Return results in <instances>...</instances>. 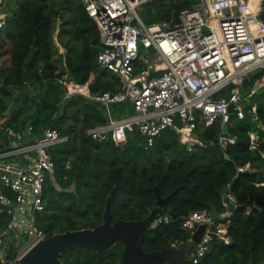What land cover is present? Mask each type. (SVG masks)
I'll list each match as a JSON object with an SVG mask.
<instances>
[{"label":"trees","instance_id":"1","mask_svg":"<svg viewBox=\"0 0 264 264\" xmlns=\"http://www.w3.org/2000/svg\"><path fill=\"white\" fill-rule=\"evenodd\" d=\"M196 1L148 0L142 5L140 16L146 23L171 19L176 22L181 11ZM69 2L75 4L74 8L59 30L61 38H67L62 39L68 47L65 69L54 57L55 10L51 0H18L15 8L8 7L11 14L0 29V57L6 52L10 56L8 65L0 67L3 126L23 132L32 125L33 133L27 134L23 142L34 141L41 135V128L47 126L67 136L49 149L55 163L54 180L48 176L44 184L47 205L37 215L38 226L48 236L95 228L103 223L109 201L112 222L142 220L158 207L160 194L169 200L160 206L157 216L168 215L169 220L150 226L142 246L146 252L163 250L172 247L174 240L188 239L190 233L182 224L192 210L222 211V192L231 182L238 198L228 224L231 241L226 243L215 237L198 264H264V130L258 129L261 141L255 149L250 148L248 134L249 129L257 127V120L251 114L243 118L232 115L230 129L237 140L227 150L229 157L218 143L220 119L199 132L206 144L194 148L183 145L171 127L155 136L151 145L137 132L124 144L93 139L87 132L89 128L107 123L110 116L120 118L134 107L130 100L107 106L83 94L115 92L121 82L115 73L99 68L98 53L103 48L100 31L82 0ZM262 73L263 70L251 73L244 81V89L250 90ZM75 88L83 93L67 97ZM253 100L264 125V87ZM79 120L81 127L77 131ZM7 145L8 135L0 127V150ZM246 163L252 165L251 169L238 171V166ZM254 202L263 209L255 207ZM9 221L10 214L0 213V232ZM21 244L22 241L11 239L8 259L18 255ZM190 245L194 250L195 245ZM125 249L123 241L102 252L78 245L63 252L61 260L63 264H143L127 263ZM170 264H192V260Z\"/></svg>","mask_w":264,"mask_h":264},{"label":"built area","instance_id":"2","mask_svg":"<svg viewBox=\"0 0 264 264\" xmlns=\"http://www.w3.org/2000/svg\"><path fill=\"white\" fill-rule=\"evenodd\" d=\"M146 1L82 0L100 31L103 48L98 53L99 68L118 75L121 83L115 92L86 94L75 88L67 97L83 93L107 106L130 100L134 107L120 118L110 116L107 123L89 128L88 134L95 140L124 144L137 132L151 145L155 136L171 127L183 145L194 148L206 144L199 132L220 119L218 143L229 157L227 150L237 140L230 129L232 115L243 118L251 114L257 127L248 131L250 148H258V129L264 130V125L258 119L253 96L264 87V0H197L181 11L178 21L163 23L143 21L140 9ZM4 5L5 0H0V29L7 18L2 14L9 13L2 10ZM1 66H5L2 61ZM259 70L263 73L250 90H245V79ZM70 85L76 87L74 82ZM230 104L235 105V112L229 111ZM224 124L229 125L228 132L223 130ZM0 127L9 138V145L0 150V213L10 214L8 227L0 232V258L1 264H17L31 246L48 237L38 226L37 215L47 205L46 179L50 176L54 180L55 163L49 149L67 136L47 126L34 141L23 142L33 133L32 125L20 132L3 126L0 117ZM251 167L246 163L238 166V171ZM221 203L224 209L219 213L207 209L189 212L182 226L190 236L171 243L175 248L193 243L192 264H198L215 237L231 241L228 224L238 203L231 182L222 192ZM168 220V215L156 216L150 226ZM201 224L207 226L196 243L193 235ZM12 238L22 244L18 255L8 259L7 244Z\"/></svg>","mask_w":264,"mask_h":264},{"label":"water","instance_id":"3","mask_svg":"<svg viewBox=\"0 0 264 264\" xmlns=\"http://www.w3.org/2000/svg\"><path fill=\"white\" fill-rule=\"evenodd\" d=\"M8 14H2V17H7ZM261 17L264 19V6L261 12ZM34 52L31 53L32 58ZM30 62L25 71V80L29 79ZM26 91L29 87L26 86ZM230 112H235V105L230 104ZM223 130L228 132L229 125L224 124ZM168 197H162L158 194V207L154 208L151 213L142 220H117L112 222L110 201L108 202L104 221L95 228H86L81 230H68L66 232L55 233L52 236L37 242L31 246L21 257L20 264H63L61 254L68 249L78 245H87L97 249L99 252L111 248L116 242L123 241L126 245L125 261L127 263L140 262L143 264H157L163 263L164 257H170L174 260L176 253L183 251L177 250L173 247L158 250L154 252H146L143 249L142 243L146 234V230L150 227L151 222L159 213L160 206L168 204ZM253 205L259 209L256 202ZM206 224H201L197 227L193 240L199 243L202 239L203 233L206 229ZM215 237V235L213 236ZM9 244H7V248Z\"/></svg>","mask_w":264,"mask_h":264},{"label":"rangeland","instance_id":"4","mask_svg":"<svg viewBox=\"0 0 264 264\" xmlns=\"http://www.w3.org/2000/svg\"><path fill=\"white\" fill-rule=\"evenodd\" d=\"M17 1L18 0H5V5L4 8H2V10H8V7L11 8H15L17 5ZM52 1V7L55 10V31H54V41H55V46H56V53L54 55L56 62L58 63V65L65 69V55L68 52V47L64 44V42L62 41V39L67 40V38L62 37L59 35V30H60V26L61 23L63 22V20L65 18H68V14L70 12L71 8H74L73 5H75L73 2H69V0H51ZM73 6V7H72ZM74 11V10H73ZM72 12V11H71ZM75 43H79L76 42ZM9 53L6 52L4 53L1 57H0V61H2L3 65H8L9 63ZM81 127V120L76 122V129L77 131L80 129ZM194 246V245H193ZM192 247V245L187 244V245H183L180 247H173L177 250L183 251L182 253H176L174 260L170 259V257H164V261L163 263H175V262H182L186 259L190 258V253L192 252V250L190 249ZM195 247V246H194ZM17 264H20L17 263Z\"/></svg>","mask_w":264,"mask_h":264},{"label":"crops","instance_id":"5","mask_svg":"<svg viewBox=\"0 0 264 264\" xmlns=\"http://www.w3.org/2000/svg\"><path fill=\"white\" fill-rule=\"evenodd\" d=\"M191 254V253H190Z\"/></svg>","mask_w":264,"mask_h":264}]
</instances>
